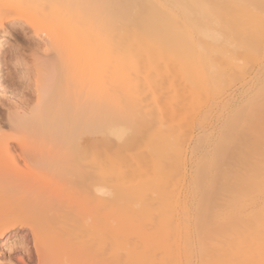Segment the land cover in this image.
<instances>
[{
  "label": "bare ground",
  "instance_id": "1",
  "mask_svg": "<svg viewBox=\"0 0 264 264\" xmlns=\"http://www.w3.org/2000/svg\"><path fill=\"white\" fill-rule=\"evenodd\" d=\"M256 9L0 0V262L264 264Z\"/></svg>",
  "mask_w": 264,
  "mask_h": 264
},
{
  "label": "rangeland",
  "instance_id": "2",
  "mask_svg": "<svg viewBox=\"0 0 264 264\" xmlns=\"http://www.w3.org/2000/svg\"><path fill=\"white\" fill-rule=\"evenodd\" d=\"M255 12H254V14L253 13H247V15H248V17L249 18H255V17H257V18H260V19H264V9L262 10H260V9H256V10H254ZM24 35V37L22 38V41H23V45H25L26 46V49H24V53H26L25 55H31V54H29V52L31 53V50L34 48H36V49H42V47H43V41L42 40H40V39H37V38H35L33 35H31V34H27V35H25V34H23ZM22 35V36H23ZM14 36V35H13ZM15 37V36H14ZM12 41V40H11ZM28 46V47H27ZM8 48V47H7ZM11 50V52L12 53H14L13 52V50L12 49H10ZM25 50H28V51H25ZM15 56V54H13V57ZM27 57V56H26ZM30 57V56H29ZM29 57H27V58H29ZM244 70V72H245V68L243 69ZM21 85V83H19V84H17V86L18 87H22V86H20ZM29 90H27V92H28ZM28 238L30 239L31 238V235L29 234V236H28ZM29 241V240H28ZM30 244V243H29ZM0 255H1V258L0 259H2V257H5L6 258V261L7 260H9V256H10V252L9 251H7V252H0ZM2 263H6V262H0V264H2Z\"/></svg>",
  "mask_w": 264,
  "mask_h": 264
},
{
  "label": "snow or ice",
  "instance_id": "3",
  "mask_svg": "<svg viewBox=\"0 0 264 264\" xmlns=\"http://www.w3.org/2000/svg\"><path fill=\"white\" fill-rule=\"evenodd\" d=\"M9 7H17V8H20V7H24V5H9ZM30 7H37V8H40V7H43V8H57V7H65L63 5H36V6H30ZM44 35H47L46 33ZM44 61H41L39 58H37V64L39 66H44ZM37 92H38V95H39V99L37 101V105L36 107H40L44 101L49 97L50 95V88H49V82H48V77H47V74L44 75V79H43V82H41V80H37ZM21 248H24L25 246L23 245H20ZM15 246H13L12 250H14ZM26 250V248H25ZM16 264H25V261L21 260V261H17ZM41 264H46L45 261H41Z\"/></svg>",
  "mask_w": 264,
  "mask_h": 264
}]
</instances>
